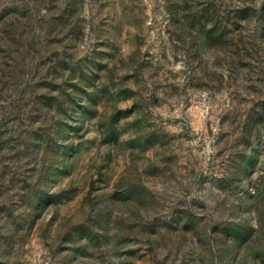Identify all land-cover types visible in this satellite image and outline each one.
I'll use <instances>...</instances> for the list:
<instances>
[{"label":"rangeland","instance_id":"rangeland-1","mask_svg":"<svg viewBox=\"0 0 264 264\" xmlns=\"http://www.w3.org/2000/svg\"><path fill=\"white\" fill-rule=\"evenodd\" d=\"M0 264H264V0H0Z\"/></svg>","mask_w":264,"mask_h":264}]
</instances>
